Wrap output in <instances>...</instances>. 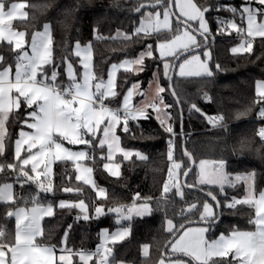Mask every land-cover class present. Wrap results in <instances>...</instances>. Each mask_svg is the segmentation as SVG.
Segmentation results:
<instances>
[{
  "label": "snow or ice",
  "instance_id": "snow-or-ice-1",
  "mask_svg": "<svg viewBox=\"0 0 264 264\" xmlns=\"http://www.w3.org/2000/svg\"><path fill=\"white\" fill-rule=\"evenodd\" d=\"M26 7L28 5L25 3L0 0V42L11 46L13 53L11 60L0 54V156L6 152L9 125L13 121L19 125L18 135L14 139L13 162L0 163V174L6 170L15 174L13 182H8L7 177L0 181V203L15 206L5 213L6 219L15 220L14 233L5 225H0V264H115L113 248L107 245L109 241L115 244L124 240L130 234L129 228H122L111 235L104 230V243L95 251L68 247V231L71 226L59 246L45 243L42 220L55 213L52 203L45 206L41 202L40 193L55 191L51 179L52 165L58 161H71L75 163L76 172L80 173L75 179L90 185L98 191V195L106 198L105 189L99 188L92 179L93 168L82 166L78 161H95L97 146L100 149L107 146V155L101 159L108 161H112L117 152L122 154L124 160L133 156L146 159L139 151L122 147L118 132L131 134V122L150 119L149 110L156 113L161 126L169 134L175 135L173 127L168 124L170 114L166 111L171 105L165 104L162 95L167 89L157 83L152 101L143 107L138 106L133 103L134 94L146 95L140 83H132L124 91H119L116 71L124 68L129 72H142L145 58L156 59L154 53L158 52L165 79H172L170 73L180 77L212 76L209 67L211 53L204 50L207 46L202 45L198 37L207 41L210 28L205 14L213 8L201 6L197 0H138L133 10L141 16L139 26L132 34H124V39L131 40L143 34L145 38L155 36V44H147L145 51L135 59L125 60L120 65L113 64L105 81L94 71L90 43L82 47L77 41L74 46V55L79 58L78 70L71 56L62 57L59 65L55 63L50 25L45 24L42 32L32 33L30 42L26 30H16L12 22L27 20L29 13L24 11ZM216 10H226L233 15L231 21H220L221 34L231 28L243 37L240 46L232 49L233 53H251L254 40H264V0H241L239 7L218 5ZM237 16L239 24L236 23ZM193 23L198 26L193 27ZM163 32L169 35L161 39ZM133 65L140 67L134 69ZM216 67L219 68V65ZM61 68L65 70L61 72ZM154 77L157 81L160 78L159 65ZM171 94L176 95L174 88ZM257 96L258 102H264V81L257 82ZM191 109L201 112L195 104L191 105ZM259 115L264 118V108L260 109ZM207 119L215 126L223 117L207 116ZM258 135L264 140V127L259 129ZM65 142L73 146L83 145L85 150L73 151L65 146ZM183 155L195 163L187 149ZM168 159L172 161L168 180L173 183L170 186L166 181L163 192L167 194L175 189L176 194L183 198L182 188L195 185H187L186 179L182 185L178 180L180 176L187 178L192 168L174 159L171 140ZM209 164L213 165L211 170L206 167ZM225 164L224 160H201L198 183L218 185L221 190L225 183L234 187L231 176L224 171ZM103 168L113 176L120 174L119 163L114 166L104 163ZM235 181L247 184V194L242 199L233 197L223 206L234 208L236 205H247L254 209V214H250L248 219L250 227L242 230L234 226L227 233L221 232L215 238H210L208 234L220 222L215 209L222 205L216 194L208 191L206 195L213 203H193L187 209H181L182 219L186 223L174 224L171 219L166 221L167 231L173 234V240L166 246L170 247V254L167 259L161 258L159 264H264V190L257 193L255 173L237 175ZM14 183L21 187L24 184H35L39 191L29 193L26 197H17L13 192ZM63 191L79 194L81 189L65 187ZM140 199L137 193L134 200ZM21 202L24 206H20ZM29 204L31 207H28ZM58 206L61 209L79 208L81 212L88 211L83 200L78 203L60 201ZM108 211L130 220L133 212L137 215L150 213L151 206L145 201L131 206H116ZM95 212L98 215L104 214V208L97 206ZM192 212L198 213L195 221L187 220L186 213ZM89 218V215L83 216L85 220ZM143 251L147 257L149 246L144 245Z\"/></svg>",
  "mask_w": 264,
  "mask_h": 264
},
{
  "label": "trees",
  "instance_id": "trees-1",
  "mask_svg": "<svg viewBox=\"0 0 264 264\" xmlns=\"http://www.w3.org/2000/svg\"><path fill=\"white\" fill-rule=\"evenodd\" d=\"M15 1L28 5L25 8L29 13L27 20L12 22L14 27L29 33L28 41L32 33L49 24L55 63L59 65L62 57L71 56L78 70L79 63L73 54V45L77 41L80 44L90 43L94 71L104 80L111 64L137 58L145 51L147 44H155L156 41L155 36L145 38L143 34L131 40L115 36L119 30L132 34L138 26L141 16L133 10L138 0H9V3ZM197 3L213 8L205 14L210 28L206 48L211 53L212 76L180 77L173 74L170 86L169 80L163 77L158 52L154 53L156 59L145 58L142 72L119 69L115 76L119 91H124L135 82H139L143 89L157 72L159 65L158 83L167 89L162 95L165 104L171 105L166 111L170 114L168 124L173 127L175 135L163 131L152 118L131 122V134L118 132L121 136V146L126 150L139 151L146 159L141 160L133 156L124 160L122 154H118L115 160L120 164L119 176H111L103 168L106 159L101 157H106V150L105 147L100 149L97 146L94 152L95 161L86 159L85 162L93 168L95 182L105 187L106 198L97 197L90 186L75 179L71 162L54 163L51 179L55 191L40 193L41 202L52 203L55 213L54 216L44 217L42 220L45 243L59 246L71 226L68 231V247L92 251L100 241L101 228L111 230L117 226L129 225V236L111 245L115 264H158L161 258H165L162 255L165 243L173 235L167 231L166 221L171 219L174 224L186 223L187 221L182 219L181 209H187L193 203H213L206 195L208 191L216 194L222 205L219 210L215 209L220 222L208 234L210 238L221 232L227 233L234 226L242 230L250 227L248 219L250 214H254V209L247 205H236L234 208L223 206L233 197L242 199L246 195L244 183H235L234 187L226 185L223 190L216 185L198 184L196 163L200 160H224L225 170L229 175L255 173L256 191L264 189V140L258 135L259 129L264 126V119L258 115L264 102H258L259 98L254 92L255 81L264 80V40L256 38L251 53H233L231 48L237 42L238 35L225 31L221 34L220 24V21L233 18V15L226 10H216V6L239 7L241 0H197ZM235 19L237 20L238 16ZM193 27H196L195 23ZM167 35L168 32L161 33V39ZM198 39L203 45L204 40L199 37ZM0 54L11 60V46L0 42ZM60 71L63 72L64 68ZM173 88L175 96L171 94ZM192 104L201 109V112L192 110ZM201 113L223 119L217 121L215 126H209ZM18 131L19 125L13 121L8 128L7 148L5 155L0 156V163L13 162L14 139ZM170 140L175 144L174 159L177 162L189 167L190 160L183 155L185 149L192 154L195 161L192 171L185 178L187 185L195 186L183 187V198L176 194L175 189L167 194L163 192V185L172 163L168 159L167 148ZM6 177L8 182L15 180V174L6 170L4 174H0V181ZM181 178L182 176L179 177V184H182ZM65 187H79L81 192H64ZM38 191L35 184H24L21 187L20 184L14 183L13 192L17 197H26L29 193L35 194ZM137 193L141 198L139 201L134 200ZM63 199L83 200L88 206L87 215L90 218L83 219V215L76 208L61 209L58 202ZM133 201H147L151 212L133 216L131 223H118L114 218L116 213L108 211L109 208L126 206ZM20 206H24L22 202ZM97 206L104 208V214L98 215L95 212ZM14 207L0 203V225H5L13 233L15 220L6 219L5 213ZM186 216L187 220L198 219L196 212L186 213ZM144 245L149 246L147 257L142 253ZM164 253L170 254L169 247L165 248Z\"/></svg>",
  "mask_w": 264,
  "mask_h": 264
},
{
  "label": "crops",
  "instance_id": "crops-1",
  "mask_svg": "<svg viewBox=\"0 0 264 264\" xmlns=\"http://www.w3.org/2000/svg\"><path fill=\"white\" fill-rule=\"evenodd\" d=\"M233 18H231V19H228V20H224V21H231ZM236 23L237 24H239L240 23V20H239V17H238V19L236 20ZM245 26H246V21H245ZM226 33H229V32H234L236 35H238L237 33H236V31L235 30H233V29H231V28H228L226 31H225ZM124 32L122 31V30H119V31H117L116 33H115V36L116 37H120V38H122V37H124ZM242 39H243V37L241 36V35H238V40H237V42L235 43V45H233V48H238L239 46H240V44L242 43ZM75 44H76V42L74 43V45H73V49H72V51H73V54H74V52H75ZM89 43H86V44H81V46L83 47V46H86V45H88ZM91 55H92V53H91ZM123 61H125V60H122V61H120V62H118V64L117 65H120ZM78 63H79V58H78ZM114 64H116V63H114ZM109 69H110V66H109V68H108V71H109ZM119 69H124V68H118V70ZM65 70V69H64ZM117 70V71H118ZM82 71V70H81ZM117 71H116V73H117ZM108 73V72H107ZM116 76V75H115ZM261 81H264V80H261V79H258V80H256L255 81V83H254V92H255V94L257 95V82H261ZM136 103V101H134V104ZM137 105V104H136ZM138 106H141V107H143L144 105H138ZM262 108H264V106L262 107ZM261 109V108H260ZM150 112L152 113V115H154V117H155V119L154 118H152L157 124H158V126L163 130V131H166L165 130V127H162L161 126V123H160V120L157 118V115H156V113L155 112H153V111H151L150 110ZM259 112H260V110H259ZM258 115H259V113H258ZM259 118H261V119H264V118H262V117H260V115H259ZM264 127V126H263ZM27 130V129H26ZM19 132V131H18ZM167 132V131H166ZM18 135V134H17ZM65 146L66 147H69L71 150H73V151H78V150H85V146H83V145H77V146H73V145H68L66 142H65ZM105 150H106V152H105V155H107V147L105 146ZM13 151H14V146H13ZM118 154H120V153H118ZM118 154H116L115 156H114V158H113V160L112 161H108L107 159H106V161L104 162V163H109L110 165H115V164H117L118 162L115 160V158H116V156L118 155ZM201 161V160H200ZM200 161H198L197 163H196V182L198 183V179H199V173H200V166H199V162ZM207 161H210V160H207ZM69 162H71V161H69ZM72 164H73V168H74V170H75V176L76 175H79L80 173H78V172H76V169H75V163L74 162H71ZM78 163H80L82 166H86V167H90L86 162H85V160H82V161H78ZM209 170H211L212 169V167H213V165L212 164H209V165H207L206 166ZM52 169H53V165H52ZM106 172L109 174V175H111L107 170H106ZM119 172H120V168H119ZM111 176H113V175H111ZM92 179H94V176H93V173H92ZM168 182V181H167ZM239 182H242V183H244L243 181H237L236 183H239ZM96 183V182H95ZM97 184V183H96ZM199 184V183H198ZM98 185V187L99 188H104L105 189V187L104 186H102V185H99V184H97ZM226 185H229V184H225L224 186H226ZM244 185H245V183H244ZM88 186H90V185H88ZM216 186H218V185H216ZM91 187V186H90ZM219 187V186H218ZM92 188V187H91ZM93 189V188H92ZM94 190V192H95V194H96V196L97 197H102V196H100V195H98V191L97 190H95V189H93ZM105 193H106V189H105ZM60 201H66V202H69V203H78L80 200H75V201H71V200H67V199H63V200H59V202ZM59 202H58V205H59ZM145 202V201H144ZM144 202H137V203H144ZM86 204V203H85ZM45 206L47 205V204H44ZM29 207H31V206H29ZM79 212H81V210L79 209V208H76ZM87 213H88V211L87 212H81V214L84 216V215H87ZM133 214V216H135V215H137L135 212H133L132 213ZM145 214H148V213H143V214H141V215H145ZM141 215H139V216H141ZM126 227H128L127 225H124V226H117V227H115V228H113V229H111V230H109L108 228H106V227H104V228H101L100 229V232H99V237H100V241L99 242H101V243H104V239H103V232H104V230H107L108 231V233H109V235H111L112 233H114V232H116V231H118V230H120V229H122V228H126ZM129 228V227H128ZM219 235V234H218ZM217 235V236H218ZM129 236V235H128ZM127 236V237H128ZM215 238V237H214ZM109 244L111 245L112 244V242L111 241H109ZM109 247V246H108ZM169 249H170V247H169ZM171 251V250H170ZM58 255H59V253H58ZM165 259H167L166 257H165ZM158 264H159V262H158Z\"/></svg>",
  "mask_w": 264,
  "mask_h": 264
},
{
  "label": "rangeland",
  "instance_id": "rangeland-1",
  "mask_svg": "<svg viewBox=\"0 0 264 264\" xmlns=\"http://www.w3.org/2000/svg\"><path fill=\"white\" fill-rule=\"evenodd\" d=\"M15 2H17V3H23V2H18V1H15ZM12 3V2H11ZM24 11H25V9H24ZM49 25V24H48ZM138 26H139V24H138ZM137 26V27H138ZM198 25H196V27H197ZM207 26H208V24H207ZM16 30H19L18 28H16V27H14ZM44 29L42 28L41 30H39V31H43ZM21 31V30H20ZM30 42V41H29ZM232 49H233V46H232V48H231V51H232ZM204 50H208L207 48L206 49H204ZM209 51V50H208ZM159 54V53H158ZM139 56V55H138ZM137 56V57H138ZM114 64V63H113ZM113 64H111L110 65V69H109V71H108V73L112 70V68H111V66L113 65ZM116 64H118V63H116ZM134 69H139V67H140V65H133L132 66ZM209 67L211 68V66H210V62H209ZM108 73H107V77L105 78V81L107 80V78H108ZM136 83V82H135ZM157 83H158V81H157V79L154 77V75L150 78V80L148 81V83H147V85H146V87L145 88H143V91L146 93V95L145 96H140V95H138V94H134V97H133V103H134V101H136V103L135 104H137V105H146V104H148V103H150L151 101H152V99H153V97L156 95V86H157ZM163 107V106H162ZM107 147V146H106ZM119 152H117V153H115L114 154V156L116 155V154H118ZM224 171H226L225 169H224ZM248 174V173H247ZM237 175H241V176H243V175H246V174H236V175H230L231 176V178H232V180H233V183L235 184L237 181H235V177L237 176ZM225 184H228V183H225ZM246 189H247V184H245V191H246ZM262 190H264V189H262ZM261 191V190H260ZM258 193V192H257ZM247 194V193H246ZM128 227H129V225H128ZM128 227H126V228H128ZM98 245H100V244H102L101 242H98L97 243ZM112 245V244H111ZM111 245L108 243V245L107 246H109V247H111ZM142 253L144 254V251H143V247H142Z\"/></svg>",
  "mask_w": 264,
  "mask_h": 264
},
{
  "label": "built area",
  "instance_id": "built-area-1",
  "mask_svg": "<svg viewBox=\"0 0 264 264\" xmlns=\"http://www.w3.org/2000/svg\"><path fill=\"white\" fill-rule=\"evenodd\" d=\"M150 114H151V117L152 118H154L155 119V117H154V115H152V113L150 112ZM172 143H173V145L175 146V144H174V141L172 140ZM168 151H169V144H168ZM171 167H172V163H171ZM173 171L175 172V171H177V170H175V169H173ZM169 173V172H168ZM166 181H168V183L170 184V186H171V184L173 183V181H171V180H168V174H167V176H166ZM173 190V189H172ZM171 190V191H172ZM135 203V201H133L131 204H129V205H126V206H131V205H133ZM125 214H127V211H126V208H125ZM115 220L116 221H118L119 220V222L118 223H120V222H122V221H127L128 223H131V221H132V219H133V214H131V219L130 220H126V219H122V218H120V217H118V215L116 214L115 215ZM99 245L98 244H96L94 247H93V249H92V251H95V249L98 247Z\"/></svg>",
  "mask_w": 264,
  "mask_h": 264
},
{
  "label": "water",
  "instance_id": "water-1",
  "mask_svg": "<svg viewBox=\"0 0 264 264\" xmlns=\"http://www.w3.org/2000/svg\"><path fill=\"white\" fill-rule=\"evenodd\" d=\"M206 43H207V41H204L203 45L206 44ZM170 75H172V77H173V73H170ZM171 81H172V79L169 80V85H170V86H171ZM203 115H204L206 121L208 122V125H209V126H214L213 123H210V122L208 121V119H207V116H208V115H206L205 113H203ZM181 122H182V119H181ZM183 149H184V146H183ZM192 158H193V157H192ZM193 160H194V159H193ZM194 165H195V163H193V162L190 160V165H189L188 168H192V169H193ZM181 182H182V184H184V182H185V177L182 176V178H181ZM218 210H219V208H218ZM218 212H219V211H218ZM171 240H173V235H172V237H171V238L165 243V246H164V249H163V252H162L163 257H166V258H167V256H168V255H166V254L164 253V250H165L166 246L169 244V241H171Z\"/></svg>",
  "mask_w": 264,
  "mask_h": 264
}]
</instances>
